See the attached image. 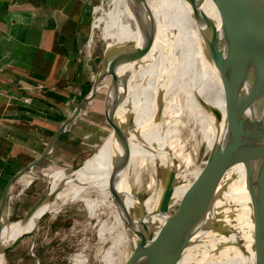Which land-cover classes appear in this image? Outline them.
<instances>
[{
    "label": "bare ground",
    "instance_id": "1",
    "mask_svg": "<svg viewBox=\"0 0 264 264\" xmlns=\"http://www.w3.org/2000/svg\"><path fill=\"white\" fill-rule=\"evenodd\" d=\"M109 5L91 25L92 31L100 33L104 49L95 86L100 87L101 74L116 73L108 100L121 125L122 140L113 143L111 131L77 169L33 167L26 173L23 185L32 177L48 175L50 192L18 221L8 222L4 210L0 211V264H6V250L36 230L42 216H55L77 200L92 214L101 204L111 209L110 221L99 226V236L112 239L104 254L107 263L114 264L112 253L119 251L124 239L127 264H141L142 254L134 248L136 223L144 225L142 230L158 248L210 191L215 170L228 167V175L242 183V167L232 165L228 145L202 105L218 108L223 116L227 111L222 85L206 65L185 4L182 0H111ZM90 51L89 45L86 53ZM105 87L109 90L111 83ZM173 179V190L161 202ZM123 205L127 215L118 209ZM243 224L236 231L240 239L251 230ZM231 242L224 235L217 237L201 250L187 253L180 264H250V250L240 253L227 248L214 253L216 246Z\"/></svg>",
    "mask_w": 264,
    "mask_h": 264
},
{
    "label": "water",
    "instance_id": "2",
    "mask_svg": "<svg viewBox=\"0 0 264 264\" xmlns=\"http://www.w3.org/2000/svg\"><path fill=\"white\" fill-rule=\"evenodd\" d=\"M182 2L197 28L206 65L222 85L227 111L223 116L218 108L204 102L202 105L228 145L232 165L242 167L243 180L237 184L236 177L228 175V167L215 170L210 191L163 245L154 248L142 230L144 225L136 223L132 228L137 235L134 248L143 255L141 264H180L187 253L199 251L209 241L224 235L232 242L216 246L215 254L227 248L240 253L250 250V264H264V0ZM119 62L123 63L121 52ZM116 78L114 72L108 92L116 85ZM97 89L92 90L91 95ZM108 92L105 114L112 127L111 141L119 143L121 125L109 106ZM175 183L173 179L165 188L161 202L171 193ZM50 186L48 184L46 197ZM109 188L114 190L111 185ZM6 200L4 197L0 206L4 210ZM122 211L127 215L125 205ZM243 217L246 222L241 219ZM137 219L141 221V213L137 214ZM242 223L249 225L247 229L251 230L240 239L236 231H240ZM171 248L173 251L168 253Z\"/></svg>",
    "mask_w": 264,
    "mask_h": 264
},
{
    "label": "crops",
    "instance_id": "3",
    "mask_svg": "<svg viewBox=\"0 0 264 264\" xmlns=\"http://www.w3.org/2000/svg\"><path fill=\"white\" fill-rule=\"evenodd\" d=\"M90 1L0 0V206L29 192L26 173L58 157L85 114Z\"/></svg>",
    "mask_w": 264,
    "mask_h": 264
},
{
    "label": "rangeland",
    "instance_id": "4",
    "mask_svg": "<svg viewBox=\"0 0 264 264\" xmlns=\"http://www.w3.org/2000/svg\"><path fill=\"white\" fill-rule=\"evenodd\" d=\"M110 1L89 2L88 16L91 21L110 9ZM89 45L91 51L86 53ZM103 54L100 33L91 29L83 50V58L86 59L87 64L84 89L86 96L82 101L85 114L77 126H74L68 147L58 157L47 159L37 166L38 168L58 171L80 166L94 155L112 131L105 114V98L108 92L105 86L111 83L113 74H101L98 81L100 89L98 88L95 94L91 95L92 90L97 88L96 75ZM86 137L91 140V144L87 143ZM49 181L48 175H40L34 179L29 192L22 191L10 198L2 214L6 220L12 222L24 218L31 207L37 205L47 192ZM118 209L123 215L122 207ZM110 211V207L101 204V207L92 214L82 201H70L55 216L50 214L42 216L33 233L23 236L18 244L6 250L4 255L6 264H108L104 254L111 246L112 239L107 234L99 236V226L104 221H110ZM125 246L122 239L119 243V251L112 253L114 264H127Z\"/></svg>",
    "mask_w": 264,
    "mask_h": 264
}]
</instances>
